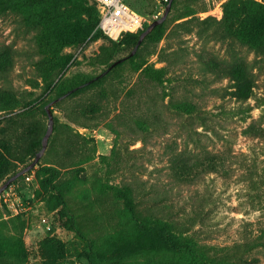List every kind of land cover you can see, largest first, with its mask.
Here are the masks:
<instances>
[{"label": "rangeland", "instance_id": "rangeland-1", "mask_svg": "<svg viewBox=\"0 0 264 264\" xmlns=\"http://www.w3.org/2000/svg\"><path fill=\"white\" fill-rule=\"evenodd\" d=\"M228 1L175 0L163 34L136 61L51 106L53 131L39 163L6 189V201L0 195V264H264V136L245 134L253 123L264 131V51L217 25ZM127 2L143 30L166 8L165 0ZM91 19L78 20L82 40L60 50V70L58 58L40 65L41 54L57 48L43 40L48 22L0 16V130L9 129L10 151L0 148L1 170L34 161L24 152L29 132L43 138L48 118L26 113L33 99L46 106L99 76L108 68L99 62L104 48L114 46L113 62L130 54L120 39L85 30ZM218 64L247 71L253 97L237 101L229 78L214 73ZM161 69L163 84L148 80V70ZM211 157L215 171L206 167ZM178 160L193 165L187 182L175 175ZM42 168L57 170L49 185ZM116 186L133 189L134 211Z\"/></svg>", "mask_w": 264, "mask_h": 264}, {"label": "trees", "instance_id": "trees-1", "mask_svg": "<svg viewBox=\"0 0 264 264\" xmlns=\"http://www.w3.org/2000/svg\"><path fill=\"white\" fill-rule=\"evenodd\" d=\"M90 1L96 4V2H94L93 0H0V16H7L9 13L15 12L21 14L23 22L35 21L37 25L43 23L42 21L46 23L48 22V31L44 34L43 40L46 42V47H48V43L54 42L57 48L53 49L52 45L49 46L48 50L44 51L41 54L42 56H44V59H42L40 65L52 64L56 62L57 58L59 59L58 55L63 47L76 45L82 40V32L80 31L81 29L79 27L84 25L85 23L79 24L77 22L78 20H81V17L83 15H86L89 18L92 17L91 21L86 24L85 30L91 32L94 28H96V31L100 35L104 36L102 32L97 29L100 20L99 9L97 12L93 7H91ZM169 1L170 0L164 2L166 6L168 5ZM125 2L128 4L127 0H125ZM128 5L132 9L136 10L135 7L133 8V6H131L130 4ZM38 8H41V10L46 9V15H42ZM49 23L52 25H49ZM217 25L221 26L223 29H226V33L228 32V39H232L235 36L239 40V42L249 50L255 53H261L264 51V4L259 2L255 3L249 0H230L224 5L223 18L220 22H217ZM164 26L165 22L157 26L153 30V32L149 34L142 42L134 56L130 55L136 47L141 33L147 27L137 34H124L117 45L131 47L132 50L127 57L123 58L125 60L122 63L115 66L104 76H100L101 74L105 73L113 65V63L118 61L116 60L113 62L114 46L113 48H104L102 51V55L99 57V62L101 65H108V68L99 76L73 86L60 97L68 94L66 99H74L87 93L89 90L98 87L103 83H106L111 72L118 69L119 67H122L127 61H136L140 56V50L142 49V47L147 45L148 43L156 41L163 34ZM66 61L67 57H61L57 62L58 67H56L60 70L63 69ZM213 69L214 73L222 74V76L229 78V81L232 84L231 86L234 89V93L232 94L237 101L244 103L253 97L256 84L251 79L247 71L238 70L236 69V66H221L219 64L213 65ZM238 71H240L241 74H239ZM165 74V69L148 70L146 76L148 80L153 83L163 84V78ZM34 102L35 100L33 99L27 105L26 113L33 114L36 111L40 110L41 113L47 117V113L45 110V107L47 105L42 107L39 105H34ZM181 108L183 110H187L189 108V105H182ZM86 110L87 111H83L82 113L87 114L88 109ZM89 112L90 114L94 113L93 110ZM16 118H18V115L4 120V122H13ZM258 130L259 129H257L256 124L253 123L245 130V134L248 136L253 134L257 137H263L264 131L261 129L259 131ZM8 132L9 129L0 130V148H4L7 153L10 154L9 146L6 140ZM33 132H29L30 143L28 148L24 150V152L26 151L25 157L31 160H34L37 154L41 151L43 140L42 137L37 138ZM76 138L81 137L76 135ZM3 161L4 154L0 151V162ZM24 162V160H21V164H25ZM218 164L219 163L217 158L211 157L207 160L206 167L209 169V171H215ZM173 168L177 179L181 182H187L184 181V177L187 173L192 172L194 169L193 165L189 164L185 160L184 162L178 160V162L174 163ZM7 170L8 169H0V182L3 181L4 178L10 173H14V175L18 173L16 172V167L11 169L10 171ZM40 172L46 176L43 182L44 185H49L51 177L57 175V170L54 168H42ZM112 190L124 201V205L128 211H134V197L132 188L128 186H116L112 187ZM228 262L229 261H227L226 258H222L219 259V261L204 262L201 264H228Z\"/></svg>", "mask_w": 264, "mask_h": 264}, {"label": "built area", "instance_id": "built-area-1", "mask_svg": "<svg viewBox=\"0 0 264 264\" xmlns=\"http://www.w3.org/2000/svg\"><path fill=\"white\" fill-rule=\"evenodd\" d=\"M93 1L96 2L100 12L97 29L109 40L115 42L126 33L137 34L143 30L142 16L138 11L132 9L125 0ZM256 1L264 4V0ZM1 197L6 201V197H9V194L3 192Z\"/></svg>", "mask_w": 264, "mask_h": 264}, {"label": "water", "instance_id": "water-1", "mask_svg": "<svg viewBox=\"0 0 264 264\" xmlns=\"http://www.w3.org/2000/svg\"><path fill=\"white\" fill-rule=\"evenodd\" d=\"M174 0H170L168 5L165 8V11L163 13V15L154 20L151 24H149L147 26V28L141 33L138 43L136 45V47L134 48V50L132 51L130 56H134L136 54V52L138 51L140 45L142 44V42L146 39V37L151 34L153 32V30L163 24L168 16L169 13L171 12V8H172V4H173ZM125 59H120L118 61H116L115 63H113V65L103 74H101L100 76H104L106 73H108L111 69H113L115 66H117L118 64L122 63ZM68 96V94L56 99L55 101L49 103L46 107V113H47V117H48V125H47V131L45 136L43 137L42 140V149L41 151L37 154L36 158L34 159V161L32 163H30L27 167H25L24 169H22L21 171H19L17 174H15L14 176H12L11 178H9L1 187H0V195L6 191V189L18 178H20L21 176L25 175L26 173L30 172L31 170H33L36 165L39 163L43 153L45 152L46 148H47V144H48V139L53 131V125H54V119H53V115L51 112V106L66 99V97Z\"/></svg>", "mask_w": 264, "mask_h": 264}]
</instances>
